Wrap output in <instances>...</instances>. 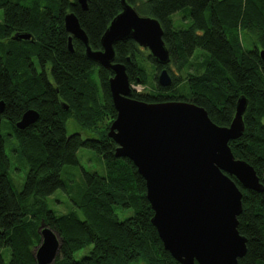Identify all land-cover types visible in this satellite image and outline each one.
I'll list each match as a JSON object with an SVG mask.
<instances>
[{
    "label": "trees",
    "instance_id": "1",
    "mask_svg": "<svg viewBox=\"0 0 264 264\" xmlns=\"http://www.w3.org/2000/svg\"><path fill=\"white\" fill-rule=\"evenodd\" d=\"M129 2L161 22L173 79L170 87L160 86L162 67L149 51L133 39L118 41L116 61L126 64L131 83L150 88L133 89L132 96L147 102L192 101L217 124L229 126L237 99L245 95V130L229 145L264 184V0ZM0 9V101L5 104L0 111V264H7L2 248H9L11 264H37L42 220L62 238L54 264H181L151 221L145 179L132 160L116 156L118 145L108 135L118 114L110 91L112 73L86 54L81 40L73 38L69 48L66 12L77 14L91 47L101 49L102 35L122 10L121 0H88L86 9L78 0H0ZM178 12L189 22L177 25L173 16ZM16 33L31 37L14 38ZM28 109L38 111L39 119L18 128ZM70 119L86 136L68 133ZM3 125L16 144L13 150L29 166L20 191L11 176ZM82 147L102 158L106 172L83 169L67 184L65 167L79 165ZM232 178L242 191L238 228L248 239L238 264H264V190L245 188ZM59 188L76 206L65 214H57L48 202Z\"/></svg>",
    "mask_w": 264,
    "mask_h": 264
},
{
    "label": "water",
    "instance_id": "2",
    "mask_svg": "<svg viewBox=\"0 0 264 264\" xmlns=\"http://www.w3.org/2000/svg\"><path fill=\"white\" fill-rule=\"evenodd\" d=\"M83 8L88 0H78ZM110 22L101 38L102 48L93 49L87 32L74 11L66 12L64 24L73 50V38L81 40L86 54L112 73L110 91L118 112L108 135L117 143L116 156L133 161L146 181L151 219L164 247L181 264H238L247 252V237L239 231L243 210L242 191L264 190L253 165L237 158L229 141L245 130L244 114L249 100L237 99L229 126L211 119L208 111L188 100L147 102L132 96L133 87L124 62L116 61L115 44L133 39L162 68L160 86L168 88L173 79L168 65L170 49L164 28L156 17L141 14L129 0ZM30 38L16 33L14 38ZM264 59V49L261 50ZM5 104L0 101V111ZM68 108V105H66ZM35 109L26 110L17 127L25 129L39 119ZM41 242L35 247L37 264H54L62 238L42 220Z\"/></svg>",
    "mask_w": 264,
    "mask_h": 264
},
{
    "label": "rangeland",
    "instance_id": "3",
    "mask_svg": "<svg viewBox=\"0 0 264 264\" xmlns=\"http://www.w3.org/2000/svg\"><path fill=\"white\" fill-rule=\"evenodd\" d=\"M185 14L183 12H178L174 14L173 18L177 25H181L189 22V19L184 18ZM3 18V11L0 9V20ZM245 46L247 49L252 47L251 41L245 40ZM152 73L154 69L152 67L149 68ZM156 83V82H155ZM132 87L138 92H145L150 88L140 84L131 83ZM150 85V84H149ZM168 90H165L166 92ZM67 131L69 134H72L77 131H81L83 136H86V132H84L83 128L76 123L73 119H70L67 122ZM8 130L3 125V134L6 138V151L10 156L11 160V176L14 180L15 189L17 191L22 190L24 186V182L26 180V176L29 170V166L24 163L18 156V154L13 150L16 147L15 142L7 135ZM79 165L75 166H66L63 172V179L67 184L72 181L79 179V176H82L83 169L87 171H96L99 174L104 175L106 172L104 161L101 157H99L93 150L89 148L82 147L78 151ZM48 202L50 207L57 214H65L75 209L76 206L73 204L72 200L69 198L68 194L62 188H59L55 193L48 197ZM120 213V212H119ZM40 244V243H39ZM38 244V245H39ZM5 261L7 264H11V254L9 248L1 249ZM77 257L80 256V253H77Z\"/></svg>",
    "mask_w": 264,
    "mask_h": 264
}]
</instances>
